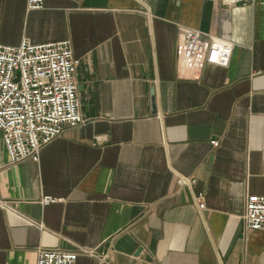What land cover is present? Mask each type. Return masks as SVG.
Instances as JSON below:
<instances>
[{"label":"crops","instance_id":"1","mask_svg":"<svg viewBox=\"0 0 264 264\" xmlns=\"http://www.w3.org/2000/svg\"><path fill=\"white\" fill-rule=\"evenodd\" d=\"M186 29L232 41L230 64L184 75ZM23 39L71 41L86 123L17 164L0 131V264H264L243 220L264 195V0H0V42Z\"/></svg>","mask_w":264,"mask_h":264},{"label":"built area","instance_id":"2","mask_svg":"<svg viewBox=\"0 0 264 264\" xmlns=\"http://www.w3.org/2000/svg\"><path fill=\"white\" fill-rule=\"evenodd\" d=\"M45 1L27 0V8L40 10ZM233 51L230 40L186 29L178 49L179 70L196 78L205 64L227 67ZM78 64L70 40L0 42V131L11 164L39 161L47 145L66 130L86 123L78 92ZM57 200L45 196L43 203ZM243 220L247 230H264V195H247ZM80 254V249L41 248L37 264H77Z\"/></svg>","mask_w":264,"mask_h":264},{"label":"water","instance_id":"3","mask_svg":"<svg viewBox=\"0 0 264 264\" xmlns=\"http://www.w3.org/2000/svg\"><path fill=\"white\" fill-rule=\"evenodd\" d=\"M153 100H154V98H153ZM155 106H156V104L154 103V108H153L154 110H156V107Z\"/></svg>","mask_w":264,"mask_h":264}]
</instances>
